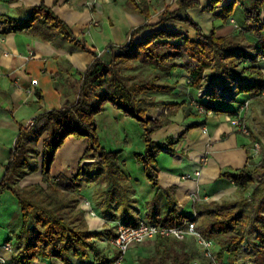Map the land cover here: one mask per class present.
<instances>
[{"label": "trees", "instance_id": "trees-1", "mask_svg": "<svg viewBox=\"0 0 264 264\" xmlns=\"http://www.w3.org/2000/svg\"><path fill=\"white\" fill-rule=\"evenodd\" d=\"M220 1L212 0L210 10ZM178 5L174 10L167 6L160 20L152 24L150 13L142 8V4L138 0H128V7L139 10L148 21L132 30L128 42L109 46L103 56L97 55L85 39L76 35L71 26L43 2L31 8L33 13L27 19L2 17L3 33L30 29L46 40L60 33L96 56L81 73L76 100H67L61 108L37 115L33 125L20 129L11 150L12 156L0 181V194L11 192L22 209V223L16 235L20 249L14 264H33L38 258H59L63 264H76L74 257L93 259L94 264H115L117 261L118 255L109 257L100 249L96 238L102 233L89 228L85 210L80 206L84 185L105 184L109 189L100 188L95 195L104 203V217L116 219L118 210L124 223L137 224L133 214L138 211L133 196L135 189L120 163L123 149L109 150L100 140L97 115L105 110L108 102L126 116L135 118L143 128L145 150L135 152V155L144 164L152 187L157 189L156 196L148 202V220L179 226L185 219L192 218L202 235L212 238L218 246L214 247L218 264H222L225 254L240 253L247 236L256 234L258 241L249 253L250 260L254 264H264V159L254 166V156L250 155V161L244 167L222 171V177L237 185L236 199L196 200V213H184L178 209L173 188L163 189L160 185L157 158L164 151L174 152V146L186 130L177 137L169 136L162 143L156 141L152 134L166 122L155 121L150 114L158 105L152 92H172L177 87L175 73L180 70L188 72L187 84L197 90L199 99H204L197 100L204 110H223L208 105L207 100L238 101L241 108L252 94H264V71L257 64L264 58V0L244 3L246 22L240 32L230 35H219L215 29L205 32L193 17L179 15L185 9L199 7V0H178ZM235 5L236 0L225 5L222 15L231 17ZM169 19L185 20L196 29L197 37L160 27ZM247 32L259 36L260 42L249 39ZM140 34L144 36L137 38ZM141 65L152 66L156 73L140 76L123 72ZM201 90L203 94H199ZM238 113L237 110L235 115ZM44 133L48 136L43 140L42 150L39 142ZM70 135L88 139L82 161L92 158L95 163H84L73 178L64 174L54 177L51 165L57 150ZM42 153L46 185L21 186V178L39 169L38 158ZM258 173L260 177H257ZM161 194L166 196L169 205L164 216L161 215ZM111 236L107 235L108 242ZM154 240L155 253L139 255L138 264H193L198 257V251L188 238L157 237Z\"/></svg>", "mask_w": 264, "mask_h": 264}, {"label": "crops", "instance_id": "crops-1", "mask_svg": "<svg viewBox=\"0 0 264 264\" xmlns=\"http://www.w3.org/2000/svg\"><path fill=\"white\" fill-rule=\"evenodd\" d=\"M199 1L201 3L199 7L185 9L179 15L193 17L205 32L215 29L219 35H230L242 30L246 22L244 3L250 0H236L229 18L222 14L224 6L232 0H221L213 10L209 8L212 0ZM42 2L63 18L74 33L85 39L87 45L99 56L106 55V50L111 45L117 46L128 42L132 30L148 21L139 10L128 7V0H0V181L4 176L5 166L12 156L11 150L17 141L20 129L30 127L31 121L40 113L61 108L67 100H76L81 73L96 58L93 53L82 50L60 33L46 40L30 29L2 32L5 26L2 17L27 19L33 13L31 8ZM138 2L150 13L149 22L152 24L160 20L167 6L172 10L179 7L178 0H138ZM262 18L264 19V8ZM160 27L182 32L191 38H196L198 34L196 29L185 20L169 19ZM246 35L249 39L260 42L259 36L251 32H247ZM143 36L144 34H140L137 38ZM257 64L264 71L263 57ZM175 74L178 84L172 92H152L157 104L164 102L168 104V109H171V114L165 115L160 122L166 123L152 134V138L162 143L169 136L177 137L186 130L174 146V152L164 151L158 156L157 165L161 187L173 188L178 209L194 215L196 200L212 202L237 198V185L232 180L222 177L221 173L224 170H237L244 167L250 161L253 142L231 122L230 118L237 110L242 112L247 120L250 117L256 118L260 125L255 126L258 127L262 139H264V120L259 118V113L253 107L255 103H250L252 99L249 101V105H252L250 107L248 105L245 109L239 107L238 101L221 102L219 100L206 102L208 105L221 107L222 111L200 109L197 100L204 99H199L197 90L187 84L188 72L180 70ZM34 79L38 82L33 83ZM246 95L240 97H246ZM193 98H195L192 100L195 106L188 104ZM184 101L185 103L178 105ZM172 103L178 104L173 106ZM257 104L261 112L264 105L261 106L259 101ZM105 110L118 112L117 107L110 102L105 105ZM190 125L193 126L189 127ZM256 127L254 130L257 129ZM140 132H143L142 127ZM122 134L119 140L127 141L128 139H124ZM47 136V133H44L39 142L42 150L43 140ZM87 146V138L68 136L56 152L51 165V175L57 177L64 174L69 178L77 175L83 163L86 162V160L82 161V157ZM141 146H143L142 143ZM140 150L143 151V148L141 147ZM43 160L42 153L38 158L39 169L21 178L19 180L21 186L33 183L45 184ZM120 160L122 168L135 189L133 196L136 198L138 211L133 212L134 219L137 222L148 219V202L156 196L157 189L152 187L144 164L136 157L134 165L135 169H138L137 173L131 171L128 158H120ZM87 162L94 161L87 160ZM100 188L109 189L105 184L84 185L80 192V206L85 210L89 228L102 233L101 237L96 238L100 249L109 257H113L118 255V250L107 243V235L115 234L116 224L123 221V217L118 210L115 212L116 219L104 217V203L95 198L96 191ZM20 206L11 192L6 191L0 194V257H4L7 264H14V257L20 249L16 237L22 223ZM160 207L161 215L167 214L169 205L164 194L160 195ZM86 208L93 210L95 216L86 212ZM257 241L256 234H250L246 238L243 250L240 253L225 254L222 264H254L250 260L249 253L254 250V244ZM7 242L12 243L13 251L5 247ZM146 242L133 244L125 257L115 264H138L139 255H153L156 251L155 244L142 245ZM198 247L200 249L199 245ZM214 247L218 248L215 244ZM74 262L94 264L93 259L78 260L75 257ZM33 264H63V262L59 258H38Z\"/></svg>", "mask_w": 264, "mask_h": 264}, {"label": "rangeland", "instance_id": "rangeland-1", "mask_svg": "<svg viewBox=\"0 0 264 264\" xmlns=\"http://www.w3.org/2000/svg\"><path fill=\"white\" fill-rule=\"evenodd\" d=\"M124 73H138L140 76H152L154 75L156 72L155 70H153L152 66L150 65H141L139 68L136 69H124L123 70ZM178 84V83H177ZM169 95L171 93H168ZM195 98L191 99V101H189V105L195 106L193 105V101ZM252 99V101H251ZM259 101V103H261L262 106V102H264V94L261 95H251V97L249 98V101H251L250 103H255V105L253 106L256 110L257 113H259V118L264 120V109L260 112L259 110V105L257 104V101ZM184 102H180L178 105H182ZM197 103V102H196ZM177 104H174L173 106H176ZM252 105V104H250ZM249 105V107H250ZM264 105V104H263ZM264 108V107H262ZM118 112H109V111H102L100 113H98L99 115L97 116L98 119V123H99V135H100V140L103 143V145L109 149V150H118V149H123L120 155V158H128L130 162V168L132 172H136L135 169V165H134V160H135V152H140V148H143V151L145 150V143L142 137V133L140 132V123L133 117L131 116H126L120 109H118ZM171 109H168V104L166 105L164 102L160 103L157 105V107L155 109H153L150 114L152 115V117H155V121L161 122V120H163V118L165 117V115L167 116L168 114H171ZM261 113V114H260ZM243 114V113H242ZM246 119V117H245ZM249 129H250V134H245L247 136H249L252 139L253 142V148L252 150H254V142L259 141L260 142V148H259V153L257 156H255V162L256 164H253L254 166H257L260 164L261 160L264 159V139H262V137H260V132L258 127H256L255 125H260L259 121H256V118L254 117H250L248 120L246 119ZM254 127H256L257 129L256 132L254 130ZM125 132V134H124ZM121 133H123V137L124 139H128L125 142H121L119 139ZM119 134V135H118ZM116 136L118 137L116 139ZM123 143V145L121 144ZM143 144V146L140 147V144ZM145 145V146H144ZM97 158V157H96ZM134 158V159H133ZM137 158V157H136ZM88 160H93L88 159ZM95 161V160H93ZM97 161V160H96ZM84 163H88L87 160ZM83 163V164H84ZM92 163V162H90ZM95 163V162H94ZM257 177H260V174H257ZM46 185V184H44ZM194 237L193 236H189L188 237V241L190 243H192V245L195 247V249L198 251V257L196 258L198 260V264H212L213 262L208 259L207 257H205L203 255L202 252H200L201 250L198 247V244L196 243L195 240H193ZM109 245H112L110 242H107ZM152 244H155V240L154 239H150V241L142 244V245H147V246H152Z\"/></svg>", "mask_w": 264, "mask_h": 264}, {"label": "built area", "instance_id": "built-area-1", "mask_svg": "<svg viewBox=\"0 0 264 264\" xmlns=\"http://www.w3.org/2000/svg\"><path fill=\"white\" fill-rule=\"evenodd\" d=\"M33 81V83L38 82L37 79H34ZM199 94H203V90H201ZM248 105L249 101L242 106V109H245ZM200 109L204 110L202 105ZM152 118L155 119L154 116ZM230 120L244 134H250L248 123L242 112L234 115L230 118ZM33 123L35 122L31 121L29 126L33 125ZM260 146L259 141L254 142V150L252 152L253 156L258 155ZM86 212L95 216V212L91 209L86 208ZM189 236L195 237L203 255L216 264L214 240L212 238H206L202 235L196 225V222L192 218L185 219V221L179 224V226L156 223L149 221L148 219H141L135 225L119 221L116 224V232L111 236V238H109V242L118 250V259L116 261L118 262L125 257L129 248L133 244H138V242L143 243L150 239H156L157 237H172L178 240H184ZM5 247L10 251L14 250L11 242H7ZM0 264H7V260L4 257H0ZM193 264H198V260L194 261Z\"/></svg>", "mask_w": 264, "mask_h": 264}]
</instances>
